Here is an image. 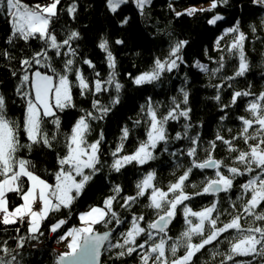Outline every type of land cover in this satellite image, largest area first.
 <instances>
[{"label":"snow or ice","instance_id":"snow-or-ice-1","mask_svg":"<svg viewBox=\"0 0 264 264\" xmlns=\"http://www.w3.org/2000/svg\"><path fill=\"white\" fill-rule=\"evenodd\" d=\"M136 7L143 14L145 8L151 4V0H134ZM229 0H211L210 6L202 9L189 8L185 12H177V16L194 15L197 11L212 13L207 23L215 26L224 16L215 10L227 5ZM264 4V0H255ZM109 11L116 14L118 10L129 3V0H106ZM61 0H49L41 4L29 5L23 0H0V12H6L10 18L12 35L25 41L38 39L43 42V47L30 58L23 59L21 66L23 75L20 86L16 89L18 95L25 100V112L22 121L13 119L7 108V101L0 94V225L13 226L27 224L28 236H17L15 247L9 246L8 239L0 241V264H20L19 249L25 246L29 239H38L37 234L42 235L41 224L49 218L50 214L59 212L63 208L70 209L74 202L82 195L86 186L100 171L101 164L100 144L103 133L94 142H89L88 136L92 131V122L102 120L120 103L119 92L123 87L116 82L113 72L107 81L99 78L89 81L83 71L76 67L77 48L74 42L80 39V33L72 30L63 38H58L52 25L59 16ZM171 7V5H169ZM76 4L68 7L67 12L75 18ZM130 17H123L120 26L127 25ZM255 31V29H253ZM235 34L228 45V51L239 52V67L235 77L243 76L249 70V64L244 54L245 34L240 31L239 21L236 25L225 30V35ZM223 39V37H221ZM116 44H123V40H116ZM188 44L187 40L177 41L171 48L166 59H155L154 66L136 76L133 83L137 86L151 84L160 79L164 72H171L183 63L181 50ZM219 44V41H217ZM98 47L106 53L108 66L115 69L116 61L109 48V40L102 38ZM49 50L52 55H49ZM8 56V53H4ZM68 57L63 61L62 71L52 64V57ZM223 59V58H221ZM83 63L90 68H95L91 60L85 59ZM39 66V67H37ZM222 66V65H221ZM197 67L204 72L209 69L206 65L197 62ZM40 68L48 69L42 72ZM213 72L219 69L212 70ZM75 73L76 86L80 94L87 92L93 94L108 91V87H115L117 95L111 99L110 104L103 105L99 99L92 102V111H86L72 126L69 133L64 134L66 154L58 159L59 169L55 173V183H49L37 174V169L31 160L19 155L23 149H32L35 144H43L51 148L57 141L60 133L61 121L57 111L74 107L70 75ZM13 75H16L13 72ZM99 73L96 76L99 77ZM228 79H234L229 77ZM217 88L223 85L216 86ZM183 92V103H188V93ZM254 97L251 99L245 111L248 117L240 116L242 124L239 136L226 139L219 133L216 140L210 142L207 157L204 160L197 159V145L199 136L193 138V146L187 150V156L191 158L190 165L182 175L174 182L169 183L167 190L157 186L155 171L147 172L136 184L135 195L120 197L123 191L119 185L113 189L114 195L107 197L102 206H92L88 211L79 214L81 222L79 227L68 229L59 237L60 242L68 241V251L59 254L56 264H100V257L104 251H115V256L124 258L134 253L139 257V264H195L197 254L214 243L223 241L228 249L224 253L213 252L223 258L220 264H264V92L259 95L250 91H235L232 94L231 106L242 97ZM215 99L220 100L219 94ZM173 107L166 114H158V107L153 106L151 99L145 110L148 117V131L146 140L140 142L136 150L130 154L120 155L123 151V141L129 136V129L122 130L121 143L112 153L114 160L111 168L120 172L128 164L136 163L144 165L154 160L155 150L160 144H167L168 135L166 126L170 120H179L180 117L189 118L191 109H181L180 103L173 98ZM230 105L225 104L224 108ZM51 117V123L56 131L49 133L45 127V118ZM222 116L221 119H226ZM142 121L137 120L136 124ZM189 125H185L184 136L187 135ZM229 131H231L229 129ZM21 133L27 137L28 143L21 142ZM181 133H177L175 139H181ZM242 140L246 147H238L234 142ZM220 141L227 146L229 153H236L231 164L218 160L214 156L216 142ZM251 142V143H250ZM167 151V148L164 149ZM176 155V153H172ZM182 167V165H179ZM194 169H213V177H205L201 181L199 191L189 193L185 189ZM248 177L246 181L238 185L240 195L236 201L230 203L229 209L219 208V200H214L210 206H205L196 211L186 202L195 196L230 193L236 187L239 177ZM192 188L198 185L191 183ZM10 194H15L21 201L18 204L10 201ZM141 197H147V207L155 210L156 218L145 222L143 215L131 217L130 226L119 233V239L113 242L115 227L125 223L119 213L114 209V203L126 210ZM119 198V199H118ZM123 202L120 203L119 201ZM239 202V206L237 204ZM178 212L184 218L185 228L177 237L169 235V225L174 221ZM227 214L230 218L224 222L221 217ZM251 218V219H249ZM67 223L66 219H59L51 225V231L57 232ZM245 224L247 226H245ZM97 225L108 229L98 231ZM109 225H115L109 228ZM16 233L20 228L16 227ZM234 232L235 235L225 234ZM70 238V239H69ZM194 238H199L194 242ZM183 249V255L177 253ZM237 257H249L251 259H236Z\"/></svg>","mask_w":264,"mask_h":264},{"label":"trees","instance_id":"trees-1","mask_svg":"<svg viewBox=\"0 0 264 264\" xmlns=\"http://www.w3.org/2000/svg\"><path fill=\"white\" fill-rule=\"evenodd\" d=\"M46 1L48 0H25V3L32 5ZM73 3L77 7L75 18L67 12L68 7ZM210 3L211 0H151V4L141 14L135 3L129 2L113 14L109 11L106 0H61L59 16L54 19L52 27L58 34V38L65 37L72 30L80 33V39L73 45L78 51L76 67L83 71L89 81L97 78L107 81L114 72L116 82L123 87L118 94L120 103L113 107L104 119L92 122V131L88 136L89 142H94L103 133V140L100 144L101 164L98 166L100 171L89 182L70 209L63 208L59 212L50 214L49 218L43 221L41 224L43 234H37L38 239L27 240L25 246L19 249L20 264H56L59 255L52 249V242L59 238L66 228L80 226V212L92 206H102L107 197L114 195L115 186L119 185L123 190L120 197L135 195L136 184L147 172L155 171L157 186L167 189L169 183L174 182L191 166V158L187 156V150L193 146V138L199 136L197 159L202 161L208 155L206 150L209 149L210 142L216 140L218 133L226 139L239 136L242 124L238 117L250 115L245 109L254 97L239 98L237 103L231 106L232 94L235 91H250L256 95L264 92V4L256 3L255 0H229L227 5L215 10L225 18L215 26L207 23L212 13L197 11L191 16L176 15L177 12L183 13L189 8L197 10L207 8ZM125 16L130 17L129 23L120 26L119 21ZM237 21H239L240 31L246 36L244 54L249 64V70L240 77H235V72L239 67V52L228 51V45L235 34H224L225 30L235 26ZM102 38L109 40V48L116 61L115 69L108 66L106 53L98 47ZM116 40H123L124 43L116 44ZM179 40H187L188 44L181 50L183 63L178 61V68L171 72H164L159 80L151 84L137 86L133 83L136 76L152 69L155 59H166L172 46ZM42 47L43 42L38 39L25 41L13 36L10 18L6 12H0V94L6 98L9 115L18 121L23 120L25 112V100L16 92L23 75L21 61L30 58ZM52 51L49 50V55H52ZM5 52L8 56L4 55ZM67 58L53 56L51 62L57 71H62L63 61ZM85 59L91 60L95 68L84 64ZM197 62L206 65L209 71H202L197 67ZM215 69L219 71L213 72L212 70ZM40 70L51 74L48 69L40 68ZM13 72L16 75H13ZM96 73L100 74L99 77ZM229 77H234V79H228ZM70 79L73 83L72 102L75 106L65 108L62 112L57 111L61 121L57 141L53 142L51 148L43 144H35L30 151L23 149L19 153L23 158L32 161L38 175L53 184L55 173L60 167L58 159L66 154L64 134L71 131L76 120L84 112L93 110V100L99 99L101 104L108 105L117 95L114 85L106 86L108 91L97 94L87 92L81 95L79 87L76 86L74 72L70 75ZM218 85H223V87L217 88ZM181 89L188 93L186 105L183 103ZM218 94L219 101L215 99ZM149 98L153 106L158 107V114H166L174 106L173 98H175L176 102L180 103L181 109H191L189 118L180 117L179 120L168 122L166 126L168 142L166 145L162 143L157 146L154 160L144 165L128 164L120 172H116L111 168L114 160L112 153L121 143L122 130L127 127L129 136L123 141V151L120 155L134 152L140 142L147 138L148 117L141 109L142 107L147 109ZM225 104L230 107L225 109ZM222 116H227V118L222 120ZM51 120V117L45 118V127L50 134L56 131ZM137 120L142 122L138 125ZM185 125L190 126L186 136H184ZM177 133H181V139H175ZM21 142L28 143L23 133H21ZM234 143L238 147H246L242 140H236ZM165 147L167 151L164 150ZM174 152L175 156L172 155ZM235 155L236 153H229L226 145L220 141L216 142L214 152L216 159L231 164ZM214 175L215 170L213 169H194L187 182L189 186L185 190L189 193L199 191L202 187L201 181L205 177ZM247 178L246 176L237 178L236 187L230 193H220L218 197L195 196L186 203L193 210L198 211L205 206H210L214 200L218 199L219 208L231 211L230 203L236 201L240 195L238 185ZM191 183L197 184L198 187L192 188ZM9 198L12 203L21 202L15 194H10ZM147 204V197L139 198L128 210L114 203V209L121 218L125 219V223L119 227L108 226L109 228L115 227L113 242L119 239L120 232L130 226L133 214L145 217L142 226H146V222L156 218L155 210L148 208ZM237 204L239 206V202ZM229 218L225 214L221 217V221L226 222ZM59 219H66L67 223L52 236L51 225ZM16 227L20 228L19 233H16ZM96 227L101 232L108 230L102 225ZM27 228L26 223L13 226L0 225V241L8 239L9 246L14 248L15 240L12 238L28 236ZM184 228L183 215L178 212L169 226V235L175 238ZM225 235L232 236L235 233L230 232ZM198 240L199 238H194V242ZM34 243L43 244L41 248H32ZM227 249L228 245L221 237V242L209 245L202 253L197 254L195 264H220L223 257L219 254L213 257L212 253H224ZM115 251H104L102 264H139V257L135 253L118 259ZM183 251L180 249L177 255H183ZM236 259L251 258L237 257Z\"/></svg>","mask_w":264,"mask_h":264},{"label":"rangeland","instance_id":"rangeland-1","mask_svg":"<svg viewBox=\"0 0 264 264\" xmlns=\"http://www.w3.org/2000/svg\"><path fill=\"white\" fill-rule=\"evenodd\" d=\"M23 2L25 3V0H23ZM129 2H134V0H129ZM38 3H41V4H44V3H46V2H38ZM135 3V2H134ZM44 179V178H43ZM164 190H167V189H164ZM89 209H87V210H85V211H88ZM85 211H82V212H85ZM199 211V210H198ZM82 212H80V213H82ZM72 227H74V226H70V227H68V228H66V231L68 230V229H70V228H72ZM79 227V226H78ZM65 231V232H66ZM64 231H63V233H62V235L65 233ZM56 233V232H55ZM55 233H52L51 235L53 236ZM70 239V238H69ZM57 240V242H60L59 241V238H57L56 239ZM56 240H54V241H56ZM67 243H68V241L66 240V241H64V242H62V243H57V245H60V247H59V252L57 251V253H59V254H61V253H63V252H65V251H68V249H67V247H66V245H67Z\"/></svg>","mask_w":264,"mask_h":264},{"label":"built area","instance_id":"built-area-1","mask_svg":"<svg viewBox=\"0 0 264 264\" xmlns=\"http://www.w3.org/2000/svg\"><path fill=\"white\" fill-rule=\"evenodd\" d=\"M57 243H62V242H57V240L56 241H53L52 242V249L57 253V251L59 252V247H60V245H57ZM42 244L43 243H34L31 247L32 248H41L42 247ZM58 255H59V253H57Z\"/></svg>","mask_w":264,"mask_h":264},{"label":"water","instance_id":"water-1","mask_svg":"<svg viewBox=\"0 0 264 264\" xmlns=\"http://www.w3.org/2000/svg\"><path fill=\"white\" fill-rule=\"evenodd\" d=\"M170 226V225H169ZM103 255V254H102ZM57 259H58V257H57ZM100 264H102V256L100 257Z\"/></svg>","mask_w":264,"mask_h":264},{"label":"crops","instance_id":"crops-1","mask_svg":"<svg viewBox=\"0 0 264 264\" xmlns=\"http://www.w3.org/2000/svg\"><path fill=\"white\" fill-rule=\"evenodd\" d=\"M47 2H49V0H48V1H46V3H47Z\"/></svg>","mask_w":264,"mask_h":264}]
</instances>
